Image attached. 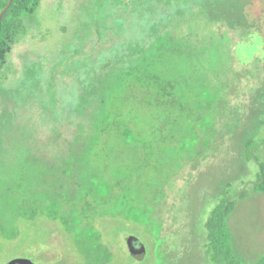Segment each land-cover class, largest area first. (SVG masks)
I'll list each match as a JSON object with an SVG mask.
<instances>
[{"label": "rangeland", "instance_id": "374dc122", "mask_svg": "<svg viewBox=\"0 0 264 264\" xmlns=\"http://www.w3.org/2000/svg\"><path fill=\"white\" fill-rule=\"evenodd\" d=\"M258 1L262 17L249 18L256 26L232 29L196 10L173 27L180 37L191 33L190 42L176 44L188 46L186 53L145 58L136 46L148 43L152 0H42L0 76V226L19 232L8 240L0 231V264L18 257L87 264L58 222L23 216L36 204V179L43 186L44 160L59 166L71 157L75 129L62 118L75 107L102 111L95 125L106 130L92 142L100 175L122 180L128 200L137 197L134 204L161 224L156 235L126 220L118 205L95 223L113 253L103 264H213L206 222L225 198L236 202L230 227L240 256L250 264L263 254L264 192L254 190L264 162V0ZM133 65L170 81L176 106L156 95L150 75L141 81L128 72ZM130 235L146 244L143 260L132 257Z\"/></svg>", "mask_w": 264, "mask_h": 264}, {"label": "trees", "instance_id": "16d2710c", "mask_svg": "<svg viewBox=\"0 0 264 264\" xmlns=\"http://www.w3.org/2000/svg\"><path fill=\"white\" fill-rule=\"evenodd\" d=\"M42 5V0H0V76L8 64V57L13 51L14 44L21 35L25 34L26 18L33 15ZM139 11V3H136ZM154 10H151L152 29L145 30L144 35L148 43L144 47L137 44V54L141 48L142 55L160 57L164 51H172L176 54L186 53L185 46H177L178 41L192 40L189 32L178 36L173 30L178 20L190 21L196 10L206 15L211 21L222 22L235 29L245 26H256V22L250 21L252 14L260 8L258 0H152ZM222 10V11H221ZM257 22H260L257 19ZM262 26H259L261 30ZM174 44V45H173ZM173 45V46H172ZM190 51L192 48L189 46ZM191 53V52H189ZM192 54V53H191ZM130 73H137L139 80L143 81L151 76L156 85V95L168 100L171 106H176V100L172 94L167 93V87L171 82H166L155 71L149 73L145 65L143 68L134 65L127 69ZM149 73V74H148ZM91 107H75L64 112L62 120H68L75 129L74 137L69 142L68 152L71 157L64 158V163L56 165L44 160L43 186L38 188L36 179V204L25 207L23 216L30 221H37L43 214L47 219L58 222L62 229L76 239V246L83 253L87 264H103L108 256H113L110 247L103 242V233L99 229L102 225H96V221L106 215H113L118 208V213L130 222H137L139 226L151 228L154 234H158L161 224L149 216L135 200H128L129 191L125 190L122 180H112L101 176V168L93 164V144L100 141V137L106 130L96 127V121L101 110L92 111ZM183 108V107H169ZM49 116V113H46ZM56 116V115H55ZM56 118V117H55ZM176 122V119H172ZM120 130L119 125H116ZM264 128V121L261 126ZM88 136V142L82 141L84 133ZM264 135V133H263ZM261 141L257 140L255 143ZM248 144V143H247ZM96 145V143H95ZM87 152L88 159L84 157ZM47 164V165H46ZM260 171L257 174L254 190L264 192V162H260ZM75 169V170H74ZM38 173H36V178ZM97 178V179H96ZM127 178V177H126ZM85 187V188H84ZM120 191V194L117 193ZM41 195V199H38ZM235 200L225 198L213 207L206 222L207 228V257L213 264H248L237 251L233 233L230 227V216L235 208ZM152 212V209L150 210ZM153 218V219H152ZM10 226V225H9ZM8 225L0 226L1 235L13 240L18 233H10ZM136 260L137 257L132 256ZM143 260V259H140ZM18 264H37L30 257H18L14 260ZM264 264V252L253 263Z\"/></svg>", "mask_w": 264, "mask_h": 264}, {"label": "water", "instance_id": "95a60500", "mask_svg": "<svg viewBox=\"0 0 264 264\" xmlns=\"http://www.w3.org/2000/svg\"><path fill=\"white\" fill-rule=\"evenodd\" d=\"M2 15L3 13L0 15V21H1ZM127 243L129 246V251L132 256L137 257L138 259H143L145 257L146 252H147L146 244L139 237L130 235L127 238ZM12 264H18V263L13 261ZM20 264H24V262Z\"/></svg>", "mask_w": 264, "mask_h": 264}]
</instances>
